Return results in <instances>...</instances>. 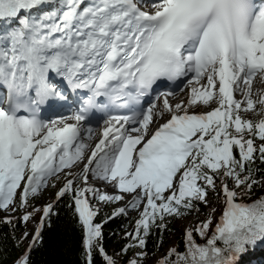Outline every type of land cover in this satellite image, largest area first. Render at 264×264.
I'll return each instance as SVG.
<instances>
[{
	"label": "snow or ice",
	"instance_id": "snow-or-ice-1",
	"mask_svg": "<svg viewBox=\"0 0 264 264\" xmlns=\"http://www.w3.org/2000/svg\"><path fill=\"white\" fill-rule=\"evenodd\" d=\"M257 162L264 0H0V212L38 224L13 264H31L49 188L72 201L83 264H119L116 217L138 213L120 251L145 264L154 229L202 208L156 264H241L264 246Z\"/></svg>",
	"mask_w": 264,
	"mask_h": 264
},
{
	"label": "trees",
	"instance_id": "trees-1",
	"mask_svg": "<svg viewBox=\"0 0 264 264\" xmlns=\"http://www.w3.org/2000/svg\"><path fill=\"white\" fill-rule=\"evenodd\" d=\"M257 168L258 176L264 174V165L257 162ZM39 203L40 196L34 201L35 206H38ZM51 203L54 204V214L45 221L44 228L41 231V240L31 253V264H83L82 231L71 206V199L64 198L61 201L54 199ZM100 207L101 214L105 217L116 208L115 205H101ZM16 215L18 214H14V216ZM4 218L0 217V264H13L14 259L25 250L26 243L25 240L21 242V237L26 231V224L18 218L13 219L12 224L3 223ZM176 220L177 218L174 217L168 218V228L162 233L153 230L152 235L148 238L146 249L150 257L154 258V255L164 252L170 236L175 231L174 223ZM135 221L129 214L128 216L116 217L104 225L105 249L109 254L116 256L119 264H123V260L126 259L120 251L126 243L125 233L133 230ZM183 236L184 233L179 234L171 246L178 249L182 248ZM161 241L163 242L162 246ZM17 244H19V247H17ZM135 251L137 249L130 250L128 256H131ZM153 258L146 257L145 264H148ZM257 259L261 260L260 264H264V246L255 247L247 252L243 256L241 264H254ZM94 264H98V258L95 257V254Z\"/></svg>",
	"mask_w": 264,
	"mask_h": 264
},
{
	"label": "rangeland",
	"instance_id": "rangeland-1",
	"mask_svg": "<svg viewBox=\"0 0 264 264\" xmlns=\"http://www.w3.org/2000/svg\"><path fill=\"white\" fill-rule=\"evenodd\" d=\"M183 95V93H181V96ZM60 187V184L57 183V188ZM109 191H111V189H108ZM56 193V188H49L44 190L41 195H40V203L37 207H42L48 203H51L54 200V196ZM213 199L215 200L216 198L213 197ZM124 202H121L120 205H115L116 207L122 206ZM217 207H219V205H216ZM129 214L135 219H138V213L136 212H129ZM5 213L0 212V217H5ZM14 215V214H13ZM205 215H207V212L202 208L200 213H197L195 215L189 214L187 216L181 217L179 219H177L174 223V228L175 231L174 233L170 236L169 240H168V244L166 249L164 250V252H167V248L171 245H173V243L176 240V237L179 234H183L185 232V229L188 227H191L194 223H196L198 220H203ZM39 214L37 215L36 218H34V220H38ZM38 227L37 223H34L33 221H29L26 224V231L28 233V239L25 240L26 245L29 243V241L32 239L33 237V232L36 230V228ZM24 232V233H25ZM164 252H160L157 254L158 255H162ZM261 260L257 259L255 260L254 264H260ZM148 264H156V260L155 258H153L152 260L149 261Z\"/></svg>",
	"mask_w": 264,
	"mask_h": 264
},
{
	"label": "bare ground",
	"instance_id": "bare-ground-1",
	"mask_svg": "<svg viewBox=\"0 0 264 264\" xmlns=\"http://www.w3.org/2000/svg\"><path fill=\"white\" fill-rule=\"evenodd\" d=\"M178 95H181V93H178ZM101 127H102V124H101Z\"/></svg>",
	"mask_w": 264,
	"mask_h": 264
}]
</instances>
